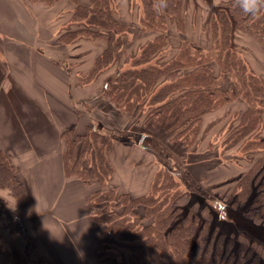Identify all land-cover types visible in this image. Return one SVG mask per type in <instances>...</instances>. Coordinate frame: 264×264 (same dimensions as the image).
Here are the masks:
<instances>
[{
    "label": "trees",
    "instance_id": "16d2710c",
    "mask_svg": "<svg viewBox=\"0 0 264 264\" xmlns=\"http://www.w3.org/2000/svg\"><path fill=\"white\" fill-rule=\"evenodd\" d=\"M70 1L75 4L73 20L80 25L74 32L109 41L95 60L94 72L100 70L97 66L100 62L106 65L113 60L119 61L126 35L120 33L125 26L113 18L117 9L115 1L89 0L86 4ZM144 2L146 15L142 21L162 34L142 47L141 61L107 82L106 94L119 109L124 107L123 110L132 113V107H136L147 116L146 124L168 127L173 138L187 145L190 137L197 135L204 113L223 102L244 99L245 109L236 112L227 123L223 145H239L240 158L251 163L237 178L240 194L245 198L251 196V213L258 211L264 216V135H261L264 77L248 69L232 37L234 29H241L258 36L264 45V11L250 16L236 6L235 0H229L224 3L228 8L217 12L211 20L209 30L213 47L206 49L181 41L174 52L169 48L161 22L166 23L168 18L181 21V24L184 1L167 0L163 12L157 9V0ZM214 64L218 66L217 71ZM147 102L152 105L146 106ZM62 136L66 144L63 153L66 175L75 176L88 185L94 182L105 185L113 172L109 158L112 136L93 126L83 134L71 127ZM169 173L164 183L169 185L167 188L155 181L157 187L152 184L150 190L140 196L128 192L114 196L105 192L100 198L96 196V201L102 203L96 207L90 201L94 194H88L89 214L101 222L100 256L114 254L117 264H264L248 244L226 238L218 229L211 228L207 220L184 210L176 199L180 192L170 197V190H176L178 182L171 180L177 174ZM17 174L18 168L10 155L0 150V188H9L19 200L15 211L0 205V218H9L4 222L6 226L24 234L23 215L29 214L36 222L38 217ZM108 189V192L117 193L116 186ZM101 206L102 213H99L101 211L96 208ZM37 224L39 227V222Z\"/></svg>",
    "mask_w": 264,
    "mask_h": 264
},
{
    "label": "rangeland",
    "instance_id": "374dc122",
    "mask_svg": "<svg viewBox=\"0 0 264 264\" xmlns=\"http://www.w3.org/2000/svg\"><path fill=\"white\" fill-rule=\"evenodd\" d=\"M26 1L32 3L43 2L51 6L58 0L52 3L44 0ZM83 1L85 4L88 2V0H79L80 3H83ZM114 1L117 9L113 18L119 24L125 26L123 32L121 31L120 33L123 36L124 34L126 35L123 37L122 55L119 61L113 60L106 65H104L105 62H100L101 65H97L100 70L94 72L95 60L109 45V41L103 37H86L83 33L74 32L80 28L79 23L74 21L73 17L66 20V16H61L63 10L58 12L55 6L53 14L55 12L58 14L56 18L54 16L55 19H58L54 23L57 36L52 39L51 48L48 47L56 54L66 55L69 58L67 60L64 59L70 69L74 71V79L76 80L74 85L75 96L73 97L75 101L74 103L72 102L73 108L75 111L79 108V111L84 113V117L88 115L94 120L92 124L84 128V131L82 129L80 131L77 130V125H74L75 131L83 134L93 126L99 128L103 133L110 134L114 140L109 153L113 172L105 185L98 182L87 184L90 193L94 194L90 201L97 207L102 203L96 201V196L100 198L105 192L117 196L124 192L120 187H117L116 194L108 192V187L115 186L113 181L118 171L111 158L114 155V146L122 143L127 148H130L131 145H146L154 153L155 161H158L161 167L154 178L153 186L157 187L155 185L156 181L162 184V187L167 188L169 185H164V183L171 175L169 172L176 173L177 176L171 180H177L178 187L176 190H170L171 195L169 196L173 197L174 194L180 192L176 199L184 210H189L191 214L198 215L197 217L201 218V220H207L211 228L218 229V232L222 233L226 238H234L237 242H245L264 261V216L260 215L258 211L250 212L251 196L245 198V196L240 194V184L237 180L239 175L248 170L251 163L240 158L239 145L233 147L223 145L227 123L232 120L236 112L245 109L246 102L244 99L238 98L234 101L223 102L216 109L204 113L198 123V133L195 137H190L188 145L180 139L173 138V132L169 131L168 127L155 126L151 123L146 124L145 118L147 116H144L142 111L136 107H132V113L123 110L124 107L119 109L106 94L107 82L120 71L132 68L133 63L141 61L139 59L142 58L140 54L142 47L153 41L156 36H160L162 31L151 29L142 21L146 15V3L144 0H129V7L127 8L126 6L121 11L120 9L118 10L119 7L116 0ZM183 1V22L181 24V21H178V23L168 18L166 23L161 22L163 31L167 33L169 48L176 52V47L180 45L181 41H188L194 46L197 45L206 49L213 47L210 40L212 33L209 30L211 29V20L217 12L228 8L224 3L229 0ZM159 11L163 12L162 9H159ZM166 13L169 15L168 12ZM44 23H47V21L45 20ZM232 37L234 46L242 53L248 69L264 77V45L258 36L241 29H234ZM214 67L217 71L218 66L214 64ZM151 105L148 102L146 104L148 107ZM161 132L166 134V138ZM261 135H264V112L261 117ZM64 145L66 148L65 140ZM131 151L132 149H130ZM133 158L136 163L138 156H133ZM124 159L127 160V158ZM129 163L130 174L132 171L133 175H128L127 178L124 177V182L126 180L128 183L135 184L145 173H148L149 169L143 167L135 168L132 167L135 163ZM209 166L211 168H208ZM16 167L19 172V167ZM124 170H128V168L126 167ZM17 178L22 181L18 174ZM97 192L98 195H96ZM0 197L5 198L12 206L17 201L15 210L19 207L18 197H15L9 188H0ZM3 198H0V201H2L0 205L11 210ZM96 209H99L101 212H98L102 213V206ZM139 211L143 212L142 207H140ZM22 219L26 228L24 234L12 231L10 226H6V223H4L9 218L1 217L0 236H2L3 232L4 234L7 232L18 234L22 242H24L25 254L32 264H47L33 254L35 248L33 236L35 231H38L37 223L39 218H37L36 222L29 214H25ZM97 223L101 226V222ZM111 256L115 257L114 254Z\"/></svg>",
    "mask_w": 264,
    "mask_h": 264
},
{
    "label": "crops",
    "instance_id": "0c3cea01",
    "mask_svg": "<svg viewBox=\"0 0 264 264\" xmlns=\"http://www.w3.org/2000/svg\"><path fill=\"white\" fill-rule=\"evenodd\" d=\"M116 2L120 11L129 7V0ZM74 5L0 0V150L19 167L39 218L34 256L47 264H117L116 257L99 254L100 225L89 214V186L65 172L63 132L74 125L84 131L94 122L73 108L76 80L69 58L48 48L57 36L54 6L69 20ZM140 145H116L111 157L118 170L113 184L133 196L146 194L161 168L150 148ZM129 162L150 171L135 184L124 182L133 175ZM0 241V264H32L18 234L3 232Z\"/></svg>",
    "mask_w": 264,
    "mask_h": 264
},
{
    "label": "clouds",
    "instance_id": "9594fccd",
    "mask_svg": "<svg viewBox=\"0 0 264 264\" xmlns=\"http://www.w3.org/2000/svg\"><path fill=\"white\" fill-rule=\"evenodd\" d=\"M236 6L245 14L250 16H256L261 11H264V0H235ZM167 6V0H157V9H163ZM3 198V197H0ZM6 205L13 211H15L16 203L12 206L5 198Z\"/></svg>",
    "mask_w": 264,
    "mask_h": 264
}]
</instances>
